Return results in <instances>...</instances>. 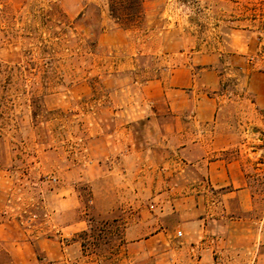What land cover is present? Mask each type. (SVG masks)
<instances>
[{"label":"rangeland","instance_id":"rangeland-1","mask_svg":"<svg viewBox=\"0 0 264 264\" xmlns=\"http://www.w3.org/2000/svg\"><path fill=\"white\" fill-rule=\"evenodd\" d=\"M143 12L122 28L107 0H0V264H172L179 242L189 251L170 205L198 171L169 160L141 85L189 53L218 47L233 27L261 38L243 63L264 66V0H143ZM237 77L223 81L221 121L247 149L262 148L259 118ZM253 189L261 215L264 174ZM141 209L147 223L132 236L159 217L174 232L170 242L147 244L145 255L123 236ZM60 236L57 259L36 246L31 258L9 251L15 241Z\"/></svg>","mask_w":264,"mask_h":264},{"label":"crops","instance_id":"crops-1","mask_svg":"<svg viewBox=\"0 0 264 264\" xmlns=\"http://www.w3.org/2000/svg\"><path fill=\"white\" fill-rule=\"evenodd\" d=\"M256 39L261 38L248 29L230 28L218 47L189 53L185 62L141 85V96L153 106L157 137L173 152L169 160L194 165L198 171L185 195L171 199L175 227L188 234L190 243L183 252L184 242H179L172 264H264V206L261 215L254 213L253 189V178L264 174V157L258 158L264 147L247 149L248 141L240 140L220 118L228 100L223 81L236 75L264 133V66L262 60L251 66L243 63L246 55L259 51ZM170 190L177 194L173 186ZM140 212L137 223L125 226L123 236L128 249L139 245L137 253L145 255L147 244L170 242L174 232L159 217L152 230L132 236V228L147 223ZM60 237L15 241L9 251L15 260L31 258L36 246L43 257L57 259L62 257Z\"/></svg>","mask_w":264,"mask_h":264},{"label":"trees","instance_id":"trees-1","mask_svg":"<svg viewBox=\"0 0 264 264\" xmlns=\"http://www.w3.org/2000/svg\"><path fill=\"white\" fill-rule=\"evenodd\" d=\"M109 17L122 28H132L143 19V0H107Z\"/></svg>","mask_w":264,"mask_h":264},{"label":"built area","instance_id":"built-area-1","mask_svg":"<svg viewBox=\"0 0 264 264\" xmlns=\"http://www.w3.org/2000/svg\"><path fill=\"white\" fill-rule=\"evenodd\" d=\"M249 59H250V58H249ZM177 234H181V231H180V230H178V231H177Z\"/></svg>","mask_w":264,"mask_h":264}]
</instances>
